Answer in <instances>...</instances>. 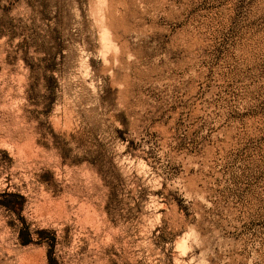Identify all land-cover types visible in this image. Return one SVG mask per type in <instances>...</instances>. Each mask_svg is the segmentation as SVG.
<instances>
[{
    "label": "rangeland",
    "instance_id": "obj_1",
    "mask_svg": "<svg viewBox=\"0 0 264 264\" xmlns=\"http://www.w3.org/2000/svg\"><path fill=\"white\" fill-rule=\"evenodd\" d=\"M0 264H264V0H0Z\"/></svg>",
    "mask_w": 264,
    "mask_h": 264
},
{
    "label": "trees",
    "instance_id": "obj_2",
    "mask_svg": "<svg viewBox=\"0 0 264 264\" xmlns=\"http://www.w3.org/2000/svg\"><path fill=\"white\" fill-rule=\"evenodd\" d=\"M50 261H51V257H49Z\"/></svg>",
    "mask_w": 264,
    "mask_h": 264
}]
</instances>
